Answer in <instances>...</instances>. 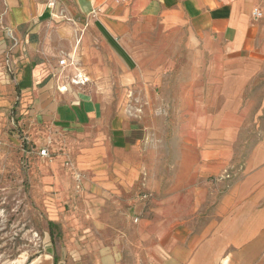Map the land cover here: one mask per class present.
<instances>
[{
  "label": "crops",
  "instance_id": "crops-1",
  "mask_svg": "<svg viewBox=\"0 0 264 264\" xmlns=\"http://www.w3.org/2000/svg\"><path fill=\"white\" fill-rule=\"evenodd\" d=\"M129 92L148 127L140 114L129 126ZM158 107L197 148L193 185L157 179ZM242 107L264 108V0H0V135L49 151V185L73 184L70 161L90 217L120 207L145 264H264V134L222 193L209 180L232 166L240 123L254 118ZM143 186L152 202L134 224L123 208ZM114 245L92 264H118Z\"/></svg>",
  "mask_w": 264,
  "mask_h": 264
},
{
  "label": "rangeland",
  "instance_id": "rangeland-1",
  "mask_svg": "<svg viewBox=\"0 0 264 264\" xmlns=\"http://www.w3.org/2000/svg\"><path fill=\"white\" fill-rule=\"evenodd\" d=\"M126 98L124 113L129 126L134 128L132 120L140 114L148 127L146 108L134 105L132 92ZM239 109L242 118L250 119L252 111L254 118L240 123L232 166L220 175L209 177L220 182L214 187L215 194L227 188L229 183L223 180L241 177L248 154L264 134V108ZM157 110L154 124L157 138L152 142L166 159L157 165V179L197 183L201 176L196 169L195 144L186 145L175 136L178 126L175 117L168 116L169 107ZM222 125L230 123L227 120ZM145 142L149 141L145 139ZM43 148L25 138L24 132L14 134L6 128L0 135V264H92L95 254L100 257L107 241L119 247L112 251L118 256V264H145L139 256L140 236L131 229L129 220H119L116 215L120 207L104 203L99 217H90L89 190L82 185L85 176L77 174L70 161L65 167H69L70 178L74 179L72 185L45 183L51 154L48 150L46 155L42 154ZM177 187L184 189L185 184ZM144 188L138 191L139 201L126 203L123 208L134 215L131 219L134 224L150 210L152 194ZM208 210H202L201 215ZM202 219L201 216L195 223ZM109 226L120 228V232L115 230L120 235L107 237Z\"/></svg>",
  "mask_w": 264,
  "mask_h": 264
},
{
  "label": "built area",
  "instance_id": "built-area-1",
  "mask_svg": "<svg viewBox=\"0 0 264 264\" xmlns=\"http://www.w3.org/2000/svg\"><path fill=\"white\" fill-rule=\"evenodd\" d=\"M256 14L259 15L260 13H259V12H256ZM65 63H66V60H65V59H60V64H61V65H64ZM75 81H76V82H80V83L85 82V80H83V79H81V78L76 79ZM42 154H44V155L47 154V149H46V148H43V149H42Z\"/></svg>",
  "mask_w": 264,
  "mask_h": 264
}]
</instances>
